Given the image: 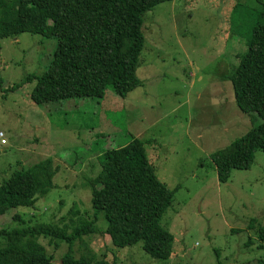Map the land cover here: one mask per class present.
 <instances>
[{
    "label": "rangeland",
    "instance_id": "374dc122",
    "mask_svg": "<svg viewBox=\"0 0 264 264\" xmlns=\"http://www.w3.org/2000/svg\"><path fill=\"white\" fill-rule=\"evenodd\" d=\"M264 0H176L143 19L141 86L121 98L111 87L101 98L37 101L39 77L55 63L59 41L23 34L0 39V186L17 172L52 158L55 189L34 209L12 210L0 229L96 220L97 231L72 243L42 237L54 264L71 250L120 264H264V152L250 170L222 184L213 154L260 125L238 107L248 78L237 72L249 50ZM144 144L159 181L174 193L161 224L173 235L168 260H155L142 243L113 244L96 215L87 179L100 171L104 149ZM78 211L79 214H73ZM20 213L25 224L15 223Z\"/></svg>",
    "mask_w": 264,
    "mask_h": 264
},
{
    "label": "trees",
    "instance_id": "16d2710c",
    "mask_svg": "<svg viewBox=\"0 0 264 264\" xmlns=\"http://www.w3.org/2000/svg\"><path fill=\"white\" fill-rule=\"evenodd\" d=\"M174 1L0 0V39L30 33L59 41L54 65L39 77V104L62 102L68 97L101 98L111 87L126 98L141 86L137 73L145 45L144 16ZM237 72L248 78L237 105L261 123L228 149L213 154L222 184L231 181L235 170H250L256 152H264V6ZM99 162L100 171L87 179V187L92 208L106 220V234L113 244L126 248L142 243L145 253L155 260L170 259L174 238L161 220L173 205L174 193L159 181L144 144L133 138L124 147L104 149ZM57 172L49 158L6 178L0 186V218L12 210L34 209L40 198L55 189ZM14 220L17 224L26 222L20 213ZM96 222L82 221L73 227L72 235L70 226L57 223L2 228L0 264H54L41 238L72 243L95 233ZM259 232L264 241V229ZM61 264L120 263L75 258L69 250Z\"/></svg>",
    "mask_w": 264,
    "mask_h": 264
},
{
    "label": "built area",
    "instance_id": "2783aa9c",
    "mask_svg": "<svg viewBox=\"0 0 264 264\" xmlns=\"http://www.w3.org/2000/svg\"><path fill=\"white\" fill-rule=\"evenodd\" d=\"M4 138H5L4 135L3 134H0V139H2V145H6V142L3 141Z\"/></svg>",
    "mask_w": 264,
    "mask_h": 264
}]
</instances>
